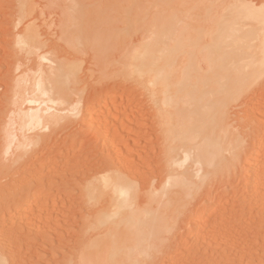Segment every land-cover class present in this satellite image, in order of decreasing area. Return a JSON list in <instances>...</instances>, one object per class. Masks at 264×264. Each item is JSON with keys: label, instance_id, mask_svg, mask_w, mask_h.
Wrapping results in <instances>:
<instances>
[{"label": "rangeland", "instance_id": "obj_1", "mask_svg": "<svg viewBox=\"0 0 264 264\" xmlns=\"http://www.w3.org/2000/svg\"><path fill=\"white\" fill-rule=\"evenodd\" d=\"M235 1L0 0V264H264L261 64L257 67L262 75L249 76L227 107L228 126L234 128L228 138L235 147L226 159L239 154L240 159L226 167L229 171L224 164V172L204 179L191 167L193 179L200 182L180 193L175 186L163 185L170 171L165 167L169 160L159 95L151 93L146 75L130 72L138 60L130 56H137L138 50L143 53L146 45L141 44L164 30L161 24L175 27L174 38L193 33L186 37L189 42L181 40L186 43L182 48L193 49L200 70L207 71L216 22L235 14L227 8ZM250 2L257 13L264 6V0ZM25 11L31 14L19 23ZM27 25L41 34L34 50L15 41L16 33ZM251 51L256 54V47ZM184 52H178L174 64L180 65L179 73L184 67L181 61L193 59ZM41 53L46 54L43 60ZM42 63L55 72L67 102L58 105L64 110L58 125L29 131L19 119L20 108L31 104L26 102L31 85L24 87L23 82L25 78L33 82ZM255 70L247 68L249 75ZM120 161L136 186L131 208L148 212L138 219L141 226L147 218L140 232L127 218L128 212L111 213L117 210L109 196L113 188L103 186L102 174H95L112 162L120 167ZM106 208L111 212L102 216L107 217L103 224L98 212Z\"/></svg>", "mask_w": 264, "mask_h": 264}, {"label": "bare ground", "instance_id": "obj_2", "mask_svg": "<svg viewBox=\"0 0 264 264\" xmlns=\"http://www.w3.org/2000/svg\"><path fill=\"white\" fill-rule=\"evenodd\" d=\"M210 5L212 6V3L209 4V6ZM255 6L256 5L250 2V0L249 1L236 0L234 3L228 5L227 8H233L234 9L233 11L235 12V14L232 13L233 16H231V18L229 19H224V20L222 19L220 22L219 21L216 22L217 28L215 29L217 30L215 31V34L212 35L210 39L211 40L210 45L212 46H208V48L211 47V49H209L210 52H208L209 55L207 56L208 62L210 64L209 65L210 68H208L207 71L206 70L202 71L203 68L202 70H200V66L197 64L198 60H196L198 58L195 56L194 57L192 56V52L194 53V50L191 49V51L193 50L191 52V51H188L189 49H187V51L189 52V55L191 53L190 56H192L193 59L195 58L194 60L195 62L193 61V59H187V63L186 61H184L186 63V68H185V63L181 61V64L182 65L184 64V67L183 68L180 67L182 71L179 73L178 71L179 67L177 66H180V65H177V66L174 65L175 61L177 60V57H179L177 54L178 52L181 53L183 50L186 52L185 50L186 48L185 49L182 48L183 45H185L184 47H186V43H184L185 41L181 42V40L186 39L187 42H189L188 41L189 39L187 38L189 37V35H192L193 33L187 35L186 36L187 38L185 37V38L180 39L178 38V36L174 38L173 35L175 33L173 31L174 30L173 28L175 27L172 28L173 25L171 27L169 26L163 27L164 24H161L162 26H159V28L160 29L164 28V30L159 31V32L156 31L155 34L151 35L153 36L151 41L149 42L147 41L148 42L147 44H145L146 42L144 44H141L142 46L146 45L145 48L143 49L144 51L142 50L143 53L139 52L138 49L140 48H136L138 50L136 51L138 55L137 56L135 55L133 57L130 56V59L131 58L138 59L135 62L133 69H130L131 67L130 68L128 67V69H130V72H134V73L136 72L137 74L141 76L146 75L149 86H150L151 93H153V95H156V96L159 95L158 96V100L160 102L159 110L161 111V113L160 112L158 113L160 115V119L162 118V121L164 123V132H165L164 140L167 145L166 151L168 153L167 154L168 159H166V161L169 160V163L165 167L170 169V170L168 169V171H170L168 175L164 176L165 171L163 170L165 169V167H163L164 169H162L160 172L162 173L163 171L164 174L161 176H164L163 178L166 179V180L163 179L165 180L166 184H164L163 181H159V183L161 184L162 182L164 186L166 185L175 186L176 187L175 190L178 188L177 189L178 191L177 190L176 191L179 193L180 191L183 192L184 187H186L187 185L191 186V184L193 183L200 182V181L197 182L193 179L194 174L192 177L191 171L196 170L197 174L202 173L203 179L204 177H208V176L210 177V175L212 177H215L216 176L214 175L215 173H217L218 171L224 172L225 171L224 168L226 167L230 168V166L233 165L232 163H234V161L236 162V160L240 159L238 158L240 154L237 155L236 153L238 151H236V153L235 152L232 153L233 155L236 154L238 156L237 158H234L236 160L234 159L232 160L233 158L232 156V158H229V159L227 158L229 161L232 160L230 164H229V161H226L227 160L226 153H228V151L233 150L235 147V145H233L230 138H228V136H230L229 133L231 134L230 129L233 127L230 128L228 126L227 107L228 105H230L229 102L232 98L240 95V93L243 90V87L246 86L248 83L249 76L255 77V75L260 73L259 70L260 71L264 70L263 69L264 68V6L262 7L260 6L261 7L260 10H258L259 13L256 12ZM218 7H221V6H218ZM223 10H224V6H223ZM30 14H31L30 11L23 12L21 17L19 16L20 18L19 23L24 22L25 19H27V17H29ZM40 35L41 34L37 30H32L28 28V25H27V28L25 31H21V32L19 31L18 33H16L15 41H17L18 43L27 45L30 50H34L37 48V44L39 43L38 41H40L41 39ZM195 37L196 39H198L197 36ZM202 37H205V36L202 35ZM199 40L200 39H198V41ZM194 43L198 44V42L196 41ZM188 45L189 43H187V47H189ZM253 47H256L257 49L256 54L251 51ZM41 54H40L41 60L45 59L46 54L44 53H41ZM183 56H181V58H183ZM186 58H191V57L187 56ZM257 63L261 64L262 66L260 65L261 66L260 67L259 65H257ZM130 66L132 65L130 64ZM257 66H259L260 69ZM250 67H253V70L256 69L255 70L256 74L255 72L251 71V75H249V73L247 72V68L250 69ZM49 69H46L42 63L39 65V69L38 70L36 69L37 74L35 73L36 77L34 81L33 82L28 81V78H25L27 80H24L25 82H23L24 87H26L25 83L31 86L33 84L32 86L33 92L30 91L31 90V86H30V90H28V95L26 97V102H31V104L27 106L25 109L20 108V113H19V119L21 120L20 122H23L22 124H24L23 126L26 128V130H29V131L36 130L39 127H41L43 130H51L54 126L58 125L63 119V116L60 111H64V110L61 109L58 105H64L67 102V98H66L67 96L60 92L59 87L56 85L57 81L53 77L55 72L51 71L52 69L51 70ZM193 69L195 71H192ZM53 70L55 69L53 68ZM131 70H134V71H131ZM257 70H258V73H257ZM262 71L261 73L263 74L264 71L263 72ZM261 73L259 76L262 75ZM141 83H142V80H141ZM19 85L22 86V84H19ZM56 91H59L60 95L58 92L56 93ZM55 93L56 95L58 94L59 96L57 95L58 97H56ZM185 104L186 105L189 104V106L190 105H194V106L193 108L190 106L191 107L190 108L188 106H185ZM22 124L19 125L20 126L19 129L21 128ZM23 128H21V130ZM21 132H23V130ZM22 135L23 134L21 133V137ZM235 136L237 137V139L236 138L235 139L238 141L239 136L237 135ZM27 139L32 140V141L35 140L33 138L31 139V137H28ZM23 140L20 142H23ZM161 143L162 145H164L163 142ZM243 143H244V139H243ZM27 144L29 146V143ZM162 147L163 146H161V148ZM121 162L122 161H120L118 164L120 165ZM227 162L229 166H226L228 165L226 164ZM113 163L114 162L104 165L103 167H101V169H99L95 173L96 175L97 174L104 175V176L101 175V179L103 178L102 183L103 181L105 182L103 186L106 185L107 188H109L110 186L113 188V189L111 188L113 192H111V195L109 196H111L110 201L113 206L112 208L113 209L117 208L116 211L114 210L112 212L106 211L110 208H106L105 210H103V212H101L102 209L101 211L99 210L100 212L98 213L100 214L97 213L99 215L98 216L99 220H102V216H105V214L107 216H110L108 215L109 214L108 212H111L114 214L121 213L123 215L128 212L129 216H127V218L131 222L134 221L137 224V222H139L138 219L140 216L144 218V215H143L144 210L142 211L141 209L137 210L138 206L136 207V209L134 207L131 208V206H133V204L135 205L136 203L135 202L136 201V195H135L136 186H134L133 184L134 181L133 182L130 181L131 180L129 177L130 172L129 170L126 171L127 165H124L125 162L124 164L122 163L120 167L115 165L116 163L114 164ZM165 164H162V165L160 164V167L162 168V166H164ZM124 166L126 169L124 168ZM190 168L192 169L191 171L189 170ZM109 172H113L114 174L109 175L108 174ZM260 172L261 170L258 171V173ZM97 179L98 178L95 177V180ZM209 179L210 178H208V180ZM94 182L97 183L98 180ZM201 184H198V186ZM165 189L164 191L166 195L167 189L166 190ZM198 189H195L194 191H197ZM89 191H92V190L87 189V192ZM94 191H95V188H94ZM104 192H105V189L101 193H104ZM89 193L88 195L91 194L92 196L94 194V193H90V194ZM109 193L110 192H108V194ZM98 196L102 197L103 194L99 193ZM179 197H180V194H179ZM121 207H127V209L128 207H130L131 209H129V211H121L120 210ZM144 213H148V212L146 211ZM96 216L97 215H94V217ZM111 217H114V216H111ZM111 217H109L108 219H110ZM106 218L103 220H106ZM124 218L122 219L120 218V221H122ZM146 219L144 222L142 221V223L145 224ZM93 222H90L91 225ZM100 222L101 221H97L95 223L100 224ZM134 222L132 223L133 225L135 224ZM102 223L104 224V221ZM142 223H141V226L144 225ZM95 226L96 228L99 227L98 225H95ZM141 226L139 224L138 226L134 228L138 229L139 227L140 229ZM139 229L138 231L140 232L142 229L140 230Z\"/></svg>", "mask_w": 264, "mask_h": 264}]
</instances>
